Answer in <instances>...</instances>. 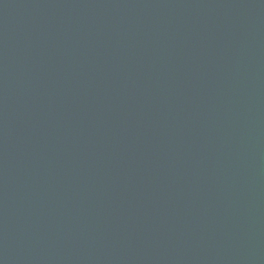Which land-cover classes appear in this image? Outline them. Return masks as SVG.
I'll return each instance as SVG.
<instances>
[{
    "label": "water",
    "instance_id": "1",
    "mask_svg": "<svg viewBox=\"0 0 264 264\" xmlns=\"http://www.w3.org/2000/svg\"><path fill=\"white\" fill-rule=\"evenodd\" d=\"M0 264H264V0H0Z\"/></svg>",
    "mask_w": 264,
    "mask_h": 264
}]
</instances>
